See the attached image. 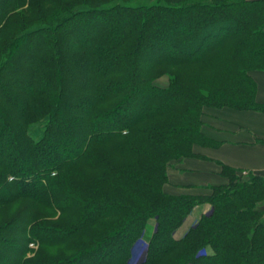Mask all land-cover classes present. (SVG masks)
<instances>
[{
  "label": "trees",
  "instance_id": "obj_1",
  "mask_svg": "<svg viewBox=\"0 0 264 264\" xmlns=\"http://www.w3.org/2000/svg\"><path fill=\"white\" fill-rule=\"evenodd\" d=\"M256 69L264 0H0V264H264V174L169 175L219 145L205 107L264 111Z\"/></svg>",
  "mask_w": 264,
  "mask_h": 264
},
{
  "label": "crops",
  "instance_id": "obj_2",
  "mask_svg": "<svg viewBox=\"0 0 264 264\" xmlns=\"http://www.w3.org/2000/svg\"><path fill=\"white\" fill-rule=\"evenodd\" d=\"M251 74L257 82V100L264 103V70L256 69ZM203 120L204 133L219 141V145L199 147L198 150L218 165L217 171L221 170L223 164H227L244 171L264 174V111L238 110L231 107L214 108L205 111ZM189 160L185 158L172 166L169 174L172 192L201 191L206 189L201 187L204 183L206 186L212 185L208 180H203L201 175L190 172L193 168L197 169L203 165L197 162L193 164L192 160ZM223 180L213 183L218 184ZM204 203L208 204L204 207H200L199 204L193 208L176 231L177 237L183 236L203 214L211 213L213 205L210 202ZM146 250L147 241L141 238L133 248L131 261L133 263L143 261Z\"/></svg>",
  "mask_w": 264,
  "mask_h": 264
},
{
  "label": "rangeland",
  "instance_id": "obj_3",
  "mask_svg": "<svg viewBox=\"0 0 264 264\" xmlns=\"http://www.w3.org/2000/svg\"><path fill=\"white\" fill-rule=\"evenodd\" d=\"M145 1L146 0H141V2H145ZM168 69H170L172 71L174 68L170 67ZM170 82H171V75L167 71H165L161 76H159V77H157L155 79V84L158 85V86H161V87H167L170 84ZM208 109L211 110V109H214V107H208V106L205 107V111L208 110ZM188 159H190L189 161L192 160L193 164L197 162L198 164H202L203 165V167H199L197 169L193 168V166H192L193 169L190 172H192L194 175L195 174L198 175V176L201 175L200 177L203 180H206V181L208 180V182H210V184H214L213 182L223 180V176L221 174V170L217 171L218 165L215 164L214 161H212V160H210L208 158H198V157H188ZM199 159H204V160L201 161ZM171 169H172V167H171ZM250 173L251 172H249V171H244V174L246 176H248ZM204 185H205V183L201 187L202 188H210L212 186V185H207V186L206 185L204 186ZM194 187H196V186H194ZM170 189H172V186L170 187ZM21 204H22L21 201H16V202H14L12 204H9V205H6V206H4V205L1 206L0 205V219L4 218L5 214H6V216L8 214L14 215L16 213V211H18V209L20 208ZM205 204L207 205L208 203L201 204L200 207H204ZM31 246L35 247L36 245L31 243Z\"/></svg>",
  "mask_w": 264,
  "mask_h": 264
}]
</instances>
